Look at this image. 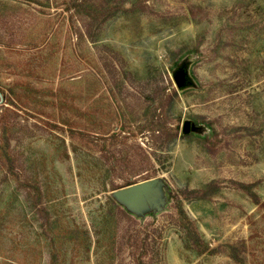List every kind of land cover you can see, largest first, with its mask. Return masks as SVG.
Segmentation results:
<instances>
[{"label":"rangeland","instance_id":"rangeland-1","mask_svg":"<svg viewBox=\"0 0 264 264\" xmlns=\"http://www.w3.org/2000/svg\"><path fill=\"white\" fill-rule=\"evenodd\" d=\"M0 264H264V0H0Z\"/></svg>","mask_w":264,"mask_h":264},{"label":"water","instance_id":"water-1","mask_svg":"<svg viewBox=\"0 0 264 264\" xmlns=\"http://www.w3.org/2000/svg\"><path fill=\"white\" fill-rule=\"evenodd\" d=\"M185 72L182 70H177L174 74V80L178 86H180L184 80ZM190 128V123L185 122L183 125L184 131H188ZM153 184L150 181L141 182L138 184L126 186L120 188L117 191V195L122 199L126 200L129 204H133L140 199L146 198L149 196Z\"/></svg>","mask_w":264,"mask_h":264},{"label":"trees","instance_id":"trees-1","mask_svg":"<svg viewBox=\"0 0 264 264\" xmlns=\"http://www.w3.org/2000/svg\"><path fill=\"white\" fill-rule=\"evenodd\" d=\"M253 198H254V201H255L257 197H256L255 195H253ZM128 220H130V218H129ZM184 244H185V243H184Z\"/></svg>","mask_w":264,"mask_h":264}]
</instances>
